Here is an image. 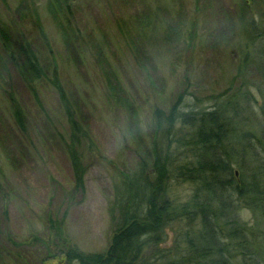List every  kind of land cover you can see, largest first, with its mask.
<instances>
[{"label":"rangeland","instance_id":"obj_1","mask_svg":"<svg viewBox=\"0 0 264 264\" xmlns=\"http://www.w3.org/2000/svg\"><path fill=\"white\" fill-rule=\"evenodd\" d=\"M1 25L30 42L47 79L34 98L7 74L0 50V264H65L56 254L58 225L80 252L104 253L114 185L146 157L157 111H209L237 94L234 102L248 105L239 115L243 130L257 139L264 132V64L256 54L264 47V0H0ZM250 34L258 35L253 43ZM9 93L26 134L14 124ZM66 109L89 137L78 144L83 195L71 194ZM253 144L264 159V142ZM173 192L183 202L191 188ZM236 217L255 222L247 209ZM185 227H165L139 264H162Z\"/></svg>","mask_w":264,"mask_h":264},{"label":"trees","instance_id":"obj_2","mask_svg":"<svg viewBox=\"0 0 264 264\" xmlns=\"http://www.w3.org/2000/svg\"><path fill=\"white\" fill-rule=\"evenodd\" d=\"M257 36L250 34L249 41L253 43ZM0 50L7 74L35 98L37 85L47 76L30 42L1 25ZM256 54L264 64V47ZM251 58L248 54L249 62ZM52 83L66 106L55 75ZM236 97L221 96L209 111L186 114L171 109L167 115L157 111L146 157L122 173L114 185L110 207L113 233L106 251L80 252L58 225L53 227L60 245L57 256H63L65 264H139L144 248L161 241L165 227L184 222L185 230L177 234L172 252L160 255L162 264H264V159L253 144L255 140L263 145L264 132L258 131L261 137L257 139L243 130L239 115L248 105H238ZM8 106L14 124L26 134L24 112L11 93ZM66 110L71 194L83 195L87 169L78 144L89 137ZM235 118L240 123H235ZM181 184L191 188L183 202L173 192ZM240 209L251 211L255 220L252 227L239 222L236 213ZM258 220L263 223L259 230Z\"/></svg>","mask_w":264,"mask_h":264}]
</instances>
